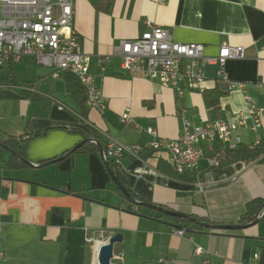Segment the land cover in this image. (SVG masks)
<instances>
[{
	"label": "crops",
	"instance_id": "obj_1",
	"mask_svg": "<svg viewBox=\"0 0 264 264\" xmlns=\"http://www.w3.org/2000/svg\"><path fill=\"white\" fill-rule=\"evenodd\" d=\"M99 1L72 0L71 24L89 56L103 110L81 105L60 73L53 75L33 56L0 65V140L13 136L17 151L0 147V264H98L99 245L115 233L121 241L113 244L112 264H264V208L255 223L226 230L174 220L140 203L200 221L207 217L212 224H238L246 203L264 198V154L250 163L208 162L219 145L264 141V120L253 130L247 119L227 143L202 144L201 159L182 178L160 171V161L171 165L169 155L149 146L176 139L184 119L201 126L245 112V95L264 106V0H111L109 12L106 1L96 6ZM146 21L167 29L176 42L202 44L206 56L224 45L243 47L245 56L223 67L226 82L242 88L229 89L215 63L203 66L202 83H185L182 95L127 73L120 42L146 30ZM214 89L218 108L206 100ZM151 126L155 138L145 131ZM94 131L104 148L111 140L142 147L139 156L109 164L135 201L113 182L97 145L96 151L70 152ZM174 225L191 231L179 235Z\"/></svg>",
	"mask_w": 264,
	"mask_h": 264
},
{
	"label": "built area",
	"instance_id": "obj_2",
	"mask_svg": "<svg viewBox=\"0 0 264 264\" xmlns=\"http://www.w3.org/2000/svg\"><path fill=\"white\" fill-rule=\"evenodd\" d=\"M72 0H0V65L5 61L19 60L22 56H33L36 62L50 68L53 75L67 71L77 77L87 93L89 107L105 108L101 91L89 73V56L82 50L79 36L72 27ZM147 29L138 36L124 39L119 50L121 67L130 75L158 81L165 87H172L178 95L184 92L187 82L198 85L205 79L203 66L207 63L218 65L217 73L226 82L223 71L228 59L245 56L243 47L222 46L214 57L204 54L200 43H180L171 38L167 29L146 21ZM228 88H242L240 83L226 82ZM247 109L235 113L227 120L209 121L194 126L183 120L182 133L173 140H153L149 146L169 155L174 170L182 174L195 168L203 155L202 144L215 141L227 143L233 131L252 121L256 130L264 120V106L258 107L254 100L245 95ZM127 114L122 115L127 120ZM145 131L157 137L154 127ZM142 147L138 144L123 145L109 141L102 158L118 161L122 156H139ZM215 165L214 159L208 160ZM183 235V230H176ZM195 252L202 253L197 247Z\"/></svg>",
	"mask_w": 264,
	"mask_h": 264
},
{
	"label": "trees",
	"instance_id": "obj_3",
	"mask_svg": "<svg viewBox=\"0 0 264 264\" xmlns=\"http://www.w3.org/2000/svg\"><path fill=\"white\" fill-rule=\"evenodd\" d=\"M107 2L106 6H104V10L109 12L110 7L112 4L111 0H100L96 6L99 8H102L101 4L103 2ZM99 8V9H100ZM10 68V67H8ZM1 69V68H0ZM11 72V70H8V74ZM60 76H62L65 79V88L68 93H70L75 99L78 100V102L83 105L84 102L87 101V93L84 86H82L77 79L76 76L73 74L62 71L60 72ZM220 92L214 89L212 92L208 93L206 95V100L208 102V105L213 108H218V98H219ZM100 135L94 131V138L98 139L102 149L104 150V145L101 143ZM4 145L8 146L12 150L16 151V145L14 144V137L8 136L2 140H0ZM16 142V141H15ZM13 143V144H12ZM90 149L91 151H96L97 147L95 143H86L82 145L81 147L74 148L72 152H80L82 150ZM151 149V148H150ZM152 151H155L154 149H151ZM214 155L211 157L215 160V165H221L224 162H244V163H250L255 160H258L262 154H264V141H259L256 144H253L251 146H246L244 144H237L235 148H226L219 145L218 148L215 149ZM107 162H109L111 168H113V160L107 159ZM24 162V161H23ZM22 161H17V164L24 165ZM158 169L164 173L174 174L176 173L180 178H182L183 174L177 173L172 165H168L165 161H160L158 163ZM264 203V198H254L248 201L245 205L244 212L240 215L238 219V224H247L250 223L255 219V214L258 211V209L261 207V205ZM172 219L178 220V217H173ZM205 223L212 224L207 217H201L200 218Z\"/></svg>",
	"mask_w": 264,
	"mask_h": 264
},
{
	"label": "water",
	"instance_id": "obj_4",
	"mask_svg": "<svg viewBox=\"0 0 264 264\" xmlns=\"http://www.w3.org/2000/svg\"><path fill=\"white\" fill-rule=\"evenodd\" d=\"M85 142H92L95 143L98 147V151L102 157L103 155V149L101 147V145L98 143V141L94 138H87L83 141H81L80 143H78L76 145V147H79L80 145L84 144ZM0 147L4 148L6 151H8L9 153L15 154V152L9 148L8 146L4 145L1 141H0ZM26 162V161H25ZM28 165H30V162H26ZM104 165L105 168L108 172V174L110 175L111 179L113 180V182L116 184V186L120 189V191L125 195V197L127 199H129L130 201H135L134 198L130 195V193L126 190V188L120 183V181L115 177L112 169L109 166V163L105 160L104 161ZM141 205H144L146 207H150V208H154L155 210L166 214V215H170V216H174V217H178L181 219H184L194 225H200L202 227L208 228V229H226V230H233V229H241V228H245L246 226H249V224H253L256 222L260 211L264 208V203L261 205V207L258 209V211L255 214V220L246 224V225H242V224H210V223H205L203 221H200L190 215L187 214H183V213H179L170 209H166L164 207L161 206H157V205H153L151 203H147V202H140ZM174 228L176 229H180V230H186V231H191V229L188 228H184L182 225H174ZM121 241V234L120 233H115L112 236L108 237L106 241H104L103 243H101L98 247V251H97V261L98 264H112V259H113V244L115 242H119Z\"/></svg>",
	"mask_w": 264,
	"mask_h": 264
},
{
	"label": "rangeland",
	"instance_id": "obj_5",
	"mask_svg": "<svg viewBox=\"0 0 264 264\" xmlns=\"http://www.w3.org/2000/svg\"><path fill=\"white\" fill-rule=\"evenodd\" d=\"M42 66V65H41ZM45 67V66H44ZM90 73V72H89ZM4 71H0V81H2L4 79ZM91 75V74H90ZM92 76V75H91ZM93 77V76H92ZM105 149V148H104Z\"/></svg>",
	"mask_w": 264,
	"mask_h": 264
}]
</instances>
